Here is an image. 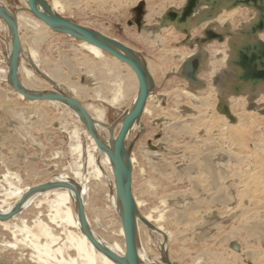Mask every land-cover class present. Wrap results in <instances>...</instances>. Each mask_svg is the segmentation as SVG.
<instances>
[{"label": "bare ground", "instance_id": "obj_1", "mask_svg": "<svg viewBox=\"0 0 264 264\" xmlns=\"http://www.w3.org/2000/svg\"><path fill=\"white\" fill-rule=\"evenodd\" d=\"M44 1L54 14L63 18H65L63 14L69 10L70 5L78 6V0H68L67 2L64 0ZM119 1H121L122 4L135 5L140 0ZM119 1H115L116 4L119 3ZM216 1L217 4H213L212 2H208V0H202L188 20V23L181 25L163 20V16L167 11L172 10L179 14L187 0L178 4L172 2L170 4L173 5V9L169 4L171 9L169 8L165 11L158 20L151 25V31L149 32L156 34H150L149 32L144 33V29V31H142L147 39L154 36L157 37V35L159 37L162 33L170 31L171 28L180 33L185 31L188 36L185 41H192L194 44H198V47L194 54H182L177 50L171 51V54L177 55L178 58L182 59V63H185L174 67L171 73L176 75L180 74V77L186 80L188 86L185 90L183 89L184 97L195 105L193 107L191 106L193 110L187 109V111H185L183 118L180 116L182 119L178 121L175 120L174 123L170 124V129L178 130L186 139L194 140L192 143L185 142L182 144L184 156L182 155L180 158L183 159L185 163L183 165L185 166L180 165L179 169L176 168V166L173 165L176 158L173 157L174 159H171L169 163L171 168L167 169L153 161L158 157V154L155 156L148 153L146 154L149 161H151L150 165L153 171L161 178H164V180L168 179L169 175L175 172L173 176L177 180L185 181L188 189L183 191L182 194L178 192L166 193L165 191H161L158 197V200L159 198L161 200V202L158 201L160 207L157 206V208H152L153 211L150 210L151 212H149V210L148 212H144L146 202L141 197H138L134 191L133 174L136 166V156L133 150L128 148L130 134L133 130H137L141 127L139 120L132 125L126 136L125 147L132 166L131 191L137 210L136 244L140 264H153L148 258V253H152V251L149 250L148 243L152 242V240H155L159 251H164L162 252L164 258L162 259L154 254L157 260L155 264H178L176 257L173 258L172 255L177 256L184 251L187 253L185 257L189 255L187 248V250L180 248L178 252H176V255L170 249V246L183 243V241L189 239L180 238V236H178L179 232L171 231L169 228L172 222L178 221V219L184 222V227L188 230V233L191 232L192 238L190 239L192 241H198L200 244L199 251L193 253L190 264H199V262H201V264H264V254L254 248L246 247L242 249L240 244H235L233 246L231 244L232 247H229L230 250L223 249L225 246L222 244L224 237L216 239L212 231L213 229H215V231H221L220 228H222L224 219L231 216L228 218L229 221H237L238 224L235 226L234 230L226 234L225 241L227 243H230V239H236L241 231H243L249 239L253 236L255 237V235L258 236L260 242L263 240L260 233H264V225H262L263 221H261V219L264 218V214H261V211H259L260 203L258 202L260 201H258V198L252 199V196L257 193L256 188H259L260 185H257L258 187L256 188H253L251 185L258 183L261 174L258 175L259 173L256 174L254 172L256 168L253 167V165H239L238 163L239 159L243 156L242 153L245 152V149L247 150L244 136L247 134L250 136V134L246 131V133L243 132L246 129H242V133L239 132L240 134L238 137H240V139H237H239L238 142L242 145V151H234L232 148H227L226 146H228L227 144H229V141L224 145L226 147L225 151H223L224 146H222V150H207L206 146L211 145L213 142L211 130L216 127V123H214L215 121L211 118L208 122L204 118H201V112L204 109L206 112L207 110H212L213 113L210 111L211 116L214 115L215 119L218 118L224 123V127L221 131H225V136L228 137H234L237 133H235L236 129L239 127L241 128V126L245 124L249 123L256 127L259 125L251 116L248 117L251 119L250 122H242L240 119L241 117L231 112V109L235 106L242 108V110L245 109V111L250 113H259L260 116L262 115V118L264 117V80L259 79L258 81L251 82L246 79L250 69L242 65L244 53L264 45V26L262 30H257L255 28V23L261 16L260 11L251 6L238 5L231 7L229 0ZM262 2L264 3V0H262ZM21 3L23 4V10L12 12L6 4L0 1V6L10 11L17 23L21 44L18 58V81L20 85L34 93L53 92L58 90L77 99L94 121L95 127L103 141L110 147L111 144L108 143L109 136L112 134L113 138L116 137L122 119L132 108L138 93V83L134 72L128 65L101 49L84 41L74 39L69 35L53 31L44 22L32 15L26 4V0H21ZM115 6L118 8L119 4ZM136 8H134V11ZM241 11H253L254 13H252L250 19H239L238 17L242 15L240 13ZM143 14L144 11L138 18V22H136L137 13L135 11L134 22L136 24H140ZM146 22L147 26L151 24V15L146 17ZM0 27L2 29L4 28L9 37V39L5 41L0 36V41L5 45L7 52L6 66L0 69L2 81L7 88L5 93L0 94V138L4 139L2 142L8 141L9 138L6 137L7 132L5 130L7 127H10L12 132L16 133L21 140L30 141L34 146L40 148L41 145L34 141L32 133L36 132L46 135V133H48L47 128L51 127L53 123V126L57 129L55 135L65 132L69 138L75 137L76 141L79 140L80 135H83L87 139L90 149V151L87 152L85 160L87 169H84L85 166L83 167L80 164L76 165L75 169H70L71 173L62 171L49 175L48 171L44 169L39 170L34 161L31 163L27 160L28 163H26L25 174L29 177H33L34 180L35 178L42 179L48 174V181L45 182L28 184L29 182L25 181L18 172L10 170L1 174L0 264H117L98 251L88 240L81 230L78 212L79 204H81L84 209L85 223L88 231L103 247L110 249L120 256L124 254L123 230L119 220V209L116 205V192L110 160L105 153L97 148L93 138L88 134L76 113H74L68 105L53 100L30 101L9 87L7 80V63L12 45L7 25L2 19H0ZM23 28L31 30L34 33L32 45L28 46L26 49L24 46V39L20 33ZM86 28L93 30V28L88 26H86ZM196 29H202L203 34L201 33L202 35L199 37L196 36V34L193 35ZM49 32L64 35L77 42L76 46L79 48L72 49H74V53L82 55V58L74 60L79 63V66L76 67L66 60L63 61V63L52 62L49 58H44L45 56L39 53L38 47H41V45H43L42 43H45ZM100 34L105 36L102 32H100ZM215 41L218 42V45L216 47H210L209 50L207 47L208 43L211 42L212 44V42ZM119 43L128 47L122 42ZM164 43L165 41H163L162 45H164ZM129 49H131L142 62L152 83H154V75L158 67L148 61H144L139 52H136L132 48ZM246 49L248 50L246 51ZM86 54L95 61L89 60ZM194 55H200V60L198 58L200 62H198L199 69H197L198 72L196 71L197 74L195 76L191 68L194 67L192 63ZM208 57L214 59V61L212 60L209 63V65L212 66V71L209 73L210 77L208 76L210 81L207 79V82L209 81L212 86L209 90V85H206V80L199 76V73L208 65ZM23 58L31 65V69H26L23 66ZM62 66L67 68V74L62 70ZM187 67L189 71L187 76H184L183 73ZM80 69L84 71L80 72ZM232 70H234V72ZM35 71L38 72L41 77L38 76ZM72 72L80 77L81 84L76 82V84H74V82L69 80V75H71ZM205 86L206 88L203 91ZM152 92L153 90L148 93L141 116L152 114L150 103L155 97L154 92ZM11 96H14L15 100L25 103V106H21L22 108L13 107L16 103L12 105L13 100ZM214 96L219 97V103L217 105L211 102ZM84 98H91L94 101H98L102 104L105 103L116 109L126 106L128 110H126L125 115L120 118L118 122L107 124L106 114L108 109L104 106L91 104V102L84 103L82 102ZM160 101V99H157L156 104L159 105ZM247 105H249V107H247ZM43 107H50L53 108V110L50 109L51 111L49 110L50 113H48ZM250 108L252 110H250ZM194 113L195 115H193ZM66 114L72 117L74 121L73 124H71V131H68L67 128L68 126L71 127V125H69L66 120ZM231 119L234 120V122H231ZM199 130L202 131L199 133ZM48 134L50 135V133ZM214 135L216 134H213V136ZM225 136L223 133L221 139L227 138ZM263 140L264 137L258 136L255 138L253 149L259 152L261 149L259 143ZM9 141L11 142L10 139ZM13 143H15V141ZM80 147L79 142L71 146V151L75 153L77 159L81 157ZM204 149H206V151ZM41 152H43V148H41ZM58 153H53L51 155L52 160L60 158ZM17 157H19L18 153ZM150 157L154 159L150 160ZM17 159L19 160V158ZM46 161L47 160H43V163ZM9 162V160L6 162L3 159L1 165L8 167V165L12 166L15 163L11 161V164ZM97 162L99 165H97ZM45 164H47V162ZM54 165L57 164L55 163ZM55 167L56 166H54V168ZM92 180L99 182V191L105 194L104 198H106L108 202V206L105 205L101 209L102 217L104 219L110 218L114 214L113 212H116L118 216L117 229L115 232L113 231V235L105 234L104 236L96 233L87 215V209L93 206L90 203L92 197L90 193L92 191ZM67 184L72 185L74 188L69 189L66 187ZM155 184L156 183L150 180L144 182V185L150 188L148 190L152 191L156 188L153 187ZM259 195H261V193ZM164 206L170 208L168 217L164 212ZM220 207L227 208L225 209L226 211H223L224 214L222 212L213 213V211L220 209ZM29 208L35 210L31 224L28 223L26 217L22 216V213ZM188 213L190 216H186ZM221 214H223L224 217L218 219ZM195 215H198L197 217L200 218V220L198 218L195 219ZM110 219L112 220V218ZM197 219L199 221L196 223ZM142 230L148 233L144 239L141 237ZM7 251L10 252V258L6 257L4 254ZM24 251H27V259L24 258ZM165 251H168V255ZM241 254L246 255L247 262H242L243 260L240 259L242 257ZM153 260H155V258Z\"/></svg>", "mask_w": 264, "mask_h": 264}, {"label": "rangeland", "instance_id": "obj_2", "mask_svg": "<svg viewBox=\"0 0 264 264\" xmlns=\"http://www.w3.org/2000/svg\"><path fill=\"white\" fill-rule=\"evenodd\" d=\"M0 1L6 4L8 8L10 9V11L12 12L23 10V4L21 3V0H0ZM64 1L67 2L68 0H64ZM115 1H119V0H78V6L70 5L69 10L63 15L66 19L72 20V22H75L84 27L86 26L91 27L93 28V30L98 31L99 33L102 32L107 37H110L112 39H115L119 42L124 43L129 48H132L136 52H139L140 56L142 57V59H144V61H148L158 67L154 75L155 81L153 83L154 86L152 89L155 97L153 98V101L150 103V110L152 114L141 116V119L139 120L141 129L139 128L137 130H133L132 133L130 134L129 141H128V147H130L133 150L136 156L135 157L136 166H135L134 174H133L134 191L138 197H141L146 202L147 206L145 205L144 212L146 211L148 212V210L149 212H151L150 210L153 211V209L157 208V206L160 207L159 206L160 203L158 201L161 202V200L160 198L158 200V197L161 191H165L166 193L178 192L182 194L183 191L188 189L187 183L185 181L177 180L173 176L175 175L174 174L175 172H172L173 174L169 175L168 179L164 180V178H161L155 171H153L150 165L151 161H149L146 154L148 153V154H151L152 156H155L158 154V157L156 159H154L153 157H150V160L154 159L153 160L154 162L161 165V167H164L167 169L171 168V165L169 163L171 159H174L173 157L176 158V160H174V163H173V165H175L176 168L179 169L180 165L185 166L183 165L185 164L183 162V159L180 158L184 153L182 144L185 142L192 143L194 140L186 139L180 131L170 129L171 127L170 124L174 123L175 120L178 121L179 119H182L185 111H187V109L193 110L192 107L195 105L184 97L183 89L185 90V88H187L188 86L186 80L181 78L180 74L176 75V74L171 73L174 67H177L178 65H181V64H185V63H182V59L178 58L177 55L171 54V51L177 50L178 52L182 54H185V53L194 54L197 50L198 44H194V42L192 41H189V42L185 41L188 38V36L186 35L187 33L183 31L182 33H184L185 34L184 35L174 30L173 28H171L170 31L162 33V35H160L159 37L157 35V37L154 36L148 39L142 32L144 30H145L144 33L151 31L150 30L151 25L154 24L158 20V18L170 8V5L172 6V9H173V5L170 3L174 2L178 4V3H182L184 0H140L135 5H128L124 3L122 4L121 1H119V3H117L119 4L118 8L115 6L117 5ZM138 6H142L141 8H143V11H144V14L140 20V24H136L134 22L135 20L134 8ZM240 13L242 15L238 17L239 19H242V18L250 19L252 17V13L254 12L253 11H248V12L241 11ZM148 15L152 16V22L151 24H148L147 26L146 17ZM20 33H21L22 38L24 39L23 41H24V46L26 49L28 46L32 45V42H33L32 39H33L34 33L31 30H28L25 28H23ZM149 33L156 34V33H151V32ZM201 33L203 34L202 29H196L193 35L196 34V36L199 37L202 35ZM0 36L5 41L9 39L7 32L4 30V28L2 29L1 27H0ZM163 41H165L164 45H162ZM203 41L205 42L204 39ZM76 43L77 42L75 40H72L69 37H66L61 34H57V33L54 34L52 32H49V34H47L45 43H42L43 45L40 44L41 47L39 46L38 49H39V53L42 56H45L44 58H49L52 62L63 63V61L66 60L68 63L70 64L72 63V65H75L77 67L79 66L78 65L79 63L75 62L74 60L77 58H82V55H80L79 53L78 54L74 53L73 51L74 49L72 48H77V49L79 48L78 46H76ZM217 45H218L217 41L212 42V44L211 42H209L207 47L210 50V47H216ZM6 55H7V52H6L5 45L0 41V69H3L6 66ZM86 55L89 60H93L88 54ZM198 58L200 60V55H194V59L192 58L193 59L192 63L194 67H191V68H192L194 76L198 72L197 69H199L200 62ZM24 59L25 58H23V66L26 69H31V65H29L26 62V59L25 60ZM212 60L214 61L212 57H208L207 58L208 65H206L207 68L205 67L203 71L199 73V76L203 77L206 80V85L210 86V87L208 86V90L212 87L211 83L209 82L210 81L209 73L212 71L211 69L212 66L209 65V63ZM62 70L64 71L65 74H67V68L65 66H62ZM79 71L82 72L84 70L80 69ZM188 71L189 69L187 67L183 75L187 76ZM232 71L234 72V70ZM36 73L38 76H40L38 72ZM1 76L2 74L0 72V94L5 93L7 89L2 81ZM69 76H70L69 80L74 82V84L76 83L81 84L80 77L74 74V72H72L71 75ZM207 79L209 80L208 82H207ZM205 88L206 86L204 87L203 91L205 90ZM11 98L13 100L12 105L16 103L13 105V107L22 108L23 106H25L24 105L25 103H23L22 101L15 100L14 96H11ZM157 99L161 100L159 105L156 104ZM82 102L84 103L91 102V104H95L98 106H104L106 109H108L107 114H106L107 121H108L107 124L118 122V120H120V118H122L125 115L126 110H128L126 106L116 109L109 105H106L105 103L102 104V103H99L98 101H94L91 98L90 99L84 98ZM211 102L214 103V105L215 104L217 105L219 103V97L214 96ZM247 107H249V105H247ZM43 108L48 113H50V111L53 110V108H50V107L49 108L43 107ZM250 110L252 109L250 108ZM210 111L212 110H207L206 112L204 109L201 112V115H202L201 118H204L207 122L211 118L213 121H215L214 123H216L215 124L216 127L211 130V133H212L211 138L213 139L212 140L213 142L211 145L206 146V149L207 150L208 149L209 150H214V149L222 150V146L227 144V141H229L228 142L229 144H227L228 146H226L227 148L228 147L232 148L234 151H242V145L240 142H238V140L240 139L238 135L240 134L239 132L243 131L242 129H246L243 132L244 133L248 132L251 136V137L248 136V134L244 136L246 140L245 144H246L248 151L245 149V152L242 153L243 156L242 158L239 159L238 163L239 165H246V164L253 165V167L256 168V171L254 170V172L256 174L259 173L258 175L260 174L263 175L264 174V140L259 143L262 149V150L260 149L259 152L253 149V143H254L255 138H257L258 136L262 138L264 137V133H263L264 132V117L262 118V115L260 116L259 113L254 114V113L245 111V109L242 110V108H238L235 106L232 107L231 112H234V114L239 115V117H241L240 119L242 122L243 121L250 122L251 119L248 117L251 116V118L254 119V121L258 123L259 125L256 127L255 125H251L249 123L245 124L244 126H241V128L239 127L238 129H236L235 133L236 132L237 133L235 134L234 137H228V136H225V131H221L224 127L223 126L224 123L221 122L217 117H216L217 119H215L214 115L211 116ZM193 115H195V113ZM257 115L260 117H258ZM180 116H182V118ZM66 120L68 121L69 125L73 124L74 122L72 120V117H70L67 114H66ZM230 121L234 122V120L232 119ZM67 128H68V131L69 130L71 131L72 125L71 127L68 126ZM56 130H57L56 127L53 126V123H52L51 127L47 128V132L50 133V135L48 133H46V135L43 133H42L43 135L40 133H36V132L32 133L34 141H36V143H39L41 145V147L39 148L38 146H34L30 141L27 142V141H24L23 139L21 140V138L16 133L12 132V129L10 127H7V129L5 130L7 132L6 137H8L11 140V142L9 141V139L8 141L6 140V142L5 141L2 142L4 139L0 138V176L1 174H4L5 172H7V170H10L13 172H18L19 175L25 181L29 182L28 184H36V183L48 181L49 175H51V173H58V172L60 173L62 171L71 173L70 169H75L76 165L81 164L83 167L85 166L84 169L85 168L87 169L85 160H86L87 152L90 151L87 139L83 135H80L79 140L76 141L75 137L69 138V136L65 134V132L58 133L55 135ZM201 131L199 130L198 132L200 133ZM223 133H224V136L227 138L224 137L225 139H221V135H223ZM169 134L172 136H170ZM213 134H216V135L213 136ZM167 136L170 138H168ZM172 140H175V141H172ZM14 141L15 143H13ZM76 142H79L81 146L80 147L81 157L78 159L76 158L75 153L71 151V146H74ZM226 147L224 146L223 151H225ZM41 148H43V152H41ZM206 149L204 150L206 151ZM16 152L18 153L19 157H17ZM53 153H58L60 158L52 160L51 155ZM14 157L19 158V160ZM3 159L6 162L9 160L10 161L9 163H11V161L15 163L12 166L8 165V167L7 166L4 167L3 165H1V161H3ZM27 160L30 161L31 163L34 161L36 163V167H38L39 170L44 169L45 171L49 172V175L47 174L42 179L35 178L36 181L33 179V177H29L27 174H25L26 173V163H28ZM43 160H47L46 161L47 164H45L46 162L43 163ZM53 163L54 164L56 163L57 165H54ZM97 165H99V163ZM54 166H56L55 167L56 169L54 168ZM261 175L258 179L260 182L258 181V183L251 184L253 188H256L260 185L259 188H256L257 189L256 195L259 192L261 193V195H259L260 193L257 196L254 195L252 196V199L254 200L258 198V201H260L258 202L260 203L259 211H261L260 212L261 214H264V175L263 176ZM144 180L145 181L150 180L151 182L156 183L155 185H153V187H156V188H154L153 191L148 190L150 188L144 185V182H145ZM160 182H162L163 184ZM91 184H92L91 185L92 191L90 193L92 197L90 199V203L93 206L87 209L86 212L92 222V228L99 235H104V236L105 234L113 235V233L117 229L118 216L116 212H113L114 214L110 217L112 218V220L110 218L104 219L102 217L101 209L105 205L108 206V202L106 201V198H104L105 194L99 191V182L92 180ZM258 196H262V197H258ZM164 208H165L164 212L165 214H167V217H168V212H170V208L169 207L167 208L166 206H164ZM225 209L227 208L220 207V209L213 211V213H221V212L223 213V211H226ZM34 212L35 210L29 208L22 213V216L27 218V221L29 224H31V221L33 220ZM223 214L219 215L220 218L218 217V219L223 218L224 217ZM188 215L190 216L189 213L186 214V216ZM197 216L198 215H195V219L198 218ZM230 217L231 216H228L226 217V219H224L222 223L223 225L221 224L222 225V228H220L221 231H218V230L215 231V229L212 230L214 233V238L219 239V237L220 238L224 237V241L222 242V244L223 246L224 245L225 246L223 247V249L230 250L229 247L231 246V244L232 246L235 244L237 245L240 244V247L242 249H245L246 247H251L264 254V241H263L264 233H260L263 239L261 240V242L258 236L256 235L255 237L253 236L249 239L243 231L239 232V235L237 236L236 239H230V243H227L225 241L226 234L234 230L235 226L238 224L237 221H233V220L229 221L228 218ZM198 219L200 220V218ZM198 219L196 220V223L197 221H199ZM261 221H263L262 225H264V218H262ZM183 223L184 222H182V220L179 221L178 219V221L172 222L173 225L171 224L169 228L171 229V231H175L177 233L179 232L178 236H180V238H184V239L189 238V239H187L186 241H183V243L174 244L170 246V249L176 255V252H178L180 248H184V249L187 248L189 255L185 257V254H187L185 251L181 252V254L177 256H174L172 254L171 255L173 258L176 257L178 264H190L191 258L193 257L192 255L194 252L199 251L198 249L200 247V244L198 241H192L190 239L192 238L191 232L188 233V230L185 229L184 227L185 224ZM147 235L148 233L142 230L141 232L142 239L146 238ZM154 242L155 240H152V242L148 243L149 250L152 251V253H148V258L152 261L153 264L157 262L155 255L156 256L158 255L159 257H161V259L164 258L162 256V252L164 251H161V250L159 251L156 242L155 243ZM165 252L168 255V251H165ZM9 253L10 252L7 251L4 254L6 257L10 258L11 256ZM23 254H24V258L27 259V256H26L27 251L26 252L24 251ZM241 256L242 257L240 259L243 260L242 262H247L246 255L241 254ZM154 258L155 260H153ZM263 259H264V256H263ZM199 264H201V262H199Z\"/></svg>", "mask_w": 264, "mask_h": 264}, {"label": "water", "instance_id": "obj_3", "mask_svg": "<svg viewBox=\"0 0 264 264\" xmlns=\"http://www.w3.org/2000/svg\"><path fill=\"white\" fill-rule=\"evenodd\" d=\"M201 1L202 0H187L179 14L172 10L167 11L163 16V20L174 22L178 25L187 24L188 20L193 15L195 9ZM208 2L217 4L216 0H208ZM229 3H231V7L245 5L251 6L252 8L260 11L261 17L257 19L258 21L255 23V28L257 30L263 29L264 3L262 0H229ZM26 4L32 15L44 22L53 31L69 35L74 39L84 41L101 49L117 60L128 65L136 76L138 83V93L136 99L132 108L122 119V123L116 137L113 138L112 134L109 136L108 143L111 144L109 147L98 133L94 121L77 99L58 90L53 92L34 93L33 91H30L20 85L18 81V58L20 55L21 44L18 35L17 23L11 12L0 6V19H2L7 25L12 45L7 63V80L9 87L30 101L53 100L68 105L72 111L76 113L88 134L93 138L97 148L105 153L110 160L116 192V205L119 209V220L123 230L124 254L120 256L110 249H106L94 238L86 227L84 209L82 205L79 204L78 212L82 232L98 251L109 257L115 263L140 264L136 244L137 210L131 191L132 166L126 151L125 140L132 125L141 118L148 93L153 87L152 80L142 62L128 47L118 41L100 34L95 30L78 25L66 18L54 14L44 0H26ZM135 11L137 13L136 22H138V18L143 12L141 6H138ZM247 50L248 49H246V51ZM242 65L250 69L246 79L251 82L258 81L259 79L264 80V45L244 53ZM66 187L69 189L74 188L72 185L68 184Z\"/></svg>", "mask_w": 264, "mask_h": 264}]
</instances>
